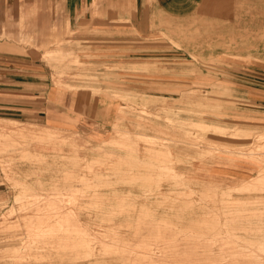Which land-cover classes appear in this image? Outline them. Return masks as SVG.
<instances>
[{"label":"rangeland","instance_id":"rangeland-1","mask_svg":"<svg viewBox=\"0 0 264 264\" xmlns=\"http://www.w3.org/2000/svg\"><path fill=\"white\" fill-rule=\"evenodd\" d=\"M28 1L0 52L121 107L101 144L0 108V264H264V0L137 28L130 0H90L71 29Z\"/></svg>","mask_w":264,"mask_h":264},{"label":"crops","instance_id":"crops-1","mask_svg":"<svg viewBox=\"0 0 264 264\" xmlns=\"http://www.w3.org/2000/svg\"><path fill=\"white\" fill-rule=\"evenodd\" d=\"M18 1L0 0V11L8 19L11 18L15 12L19 11ZM31 1H28V4ZM43 1L40 0L39 3ZM50 1L57 5L58 12L64 11L70 29L74 25L77 26L81 20H86L91 16L83 14L82 18L76 19L77 13L86 10L87 6L91 4L90 0ZM130 1L136 7L137 23L133 24L136 28L140 26L141 22H144V19H152L153 14L174 20L188 18L198 13L204 2V0ZM255 1L257 2L256 6H252L250 9L261 12L263 7H258V5L260 6L262 1ZM90 11L93 12L92 5ZM129 17L132 19V15ZM246 41L250 42L251 39ZM228 52L234 53L231 50ZM39 67L41 66L37 63L28 62L26 57L13 55L12 52H0V94L5 92L0 95V103L3 104L0 105V108L7 112L8 110L19 111L20 114L27 113V110L32 108L33 114H36L46 126L57 130L85 132L92 144H101L110 140L113 136L112 126L119 113L121 102L118 99L108 100L102 96L87 97L85 93L48 85L44 82V78L39 76V74H43ZM260 69L262 71L256 70L258 72H254L256 74L254 76L263 81L260 84L264 91V68ZM27 93H31V96H28ZM260 95L264 99V92ZM5 102L11 103V105L9 106Z\"/></svg>","mask_w":264,"mask_h":264}]
</instances>
